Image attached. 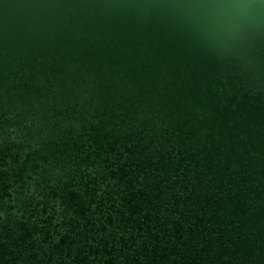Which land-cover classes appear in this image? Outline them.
Listing matches in <instances>:
<instances>
[{"label":"water","instance_id":"95a60500","mask_svg":"<svg viewBox=\"0 0 264 264\" xmlns=\"http://www.w3.org/2000/svg\"><path fill=\"white\" fill-rule=\"evenodd\" d=\"M16 134L87 216L17 162L0 264H264V0H0L3 170Z\"/></svg>","mask_w":264,"mask_h":264},{"label":"flooded vegetation","instance_id":"af4514ba","mask_svg":"<svg viewBox=\"0 0 264 264\" xmlns=\"http://www.w3.org/2000/svg\"><path fill=\"white\" fill-rule=\"evenodd\" d=\"M15 140L13 141L12 147L9 150L10 155L7 156L4 160L6 161V168L7 167H14L13 170H3L0 166V214L5 213V216L10 212V209L5 208V205L2 206V201L12 200V192L11 190L15 188V183L12 181L11 175L17 171V162H19L22 166V174L21 178L19 180H16V184H18V189L22 190L24 186L22 185V181H26L28 184L32 186V189H36L39 194L37 199L45 200L46 205L44 206L47 211L43 214V216H40L37 218V222H41L42 219L49 213L56 216L57 219L62 220L63 214H69L71 208H75L74 212L71 213V217L74 219L75 215L79 214L80 218L87 216L86 214L82 213V206L80 205L82 202V199H66L63 197L60 200V204L53 205L51 202H54L56 199H58L57 194L55 191L51 192V195L47 198L48 192L50 191L51 187L55 184L61 183V177L59 175V171L57 170L55 173H50V171L44 169H41V164L43 163V160L45 159L42 155L41 149L34 148L32 144H27L26 139H21L20 136L17 134L14 135ZM32 140L35 141V137L32 136ZM46 160V159H45ZM38 173V176L36 179H34L35 174ZM47 177L48 180H45L44 178ZM15 178V177H13ZM16 178H18L16 176ZM37 185L35 186L34 184ZM15 190V189H14ZM18 195H25L24 193H20ZM80 205L77 206L76 205ZM106 204V203H105ZM35 207L39 208L40 202L34 205ZM40 210V209H38ZM76 221L80 222L79 218L75 219ZM2 222L7 224V221L4 220V217H2ZM11 224V222H10ZM1 229V228H0ZM54 229H56V232H49V235H47V239L51 242L57 241V232H62L66 230V227L62 226V223L54 226ZM112 228V232H113ZM42 232H36L35 234H32L33 240L35 242H40V239L42 238ZM87 234H91V229H88L87 232H84L83 229L75 228V234H74V242L69 245V248L77 249L81 246H84L85 244V236ZM101 235L97 232V235L95 237L99 238ZM106 236L104 232V237ZM38 237V239H37ZM93 239L90 240V243L94 245L95 243L92 242ZM0 244L7 245V249L10 250L11 245H8V241L6 240L5 236L0 235ZM19 247L23 246L21 243L18 244ZM65 245H68V242L65 243ZM47 248V247H46Z\"/></svg>","mask_w":264,"mask_h":264}]
</instances>
